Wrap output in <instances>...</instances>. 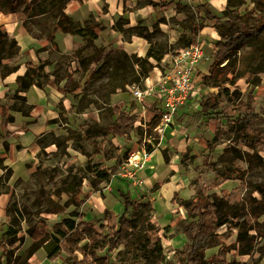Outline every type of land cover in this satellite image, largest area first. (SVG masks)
I'll list each match as a JSON object with an SVG mask.
<instances>
[{
	"label": "rangeland",
	"instance_id": "obj_1",
	"mask_svg": "<svg viewBox=\"0 0 264 264\" xmlns=\"http://www.w3.org/2000/svg\"><path fill=\"white\" fill-rule=\"evenodd\" d=\"M36 1L37 3L33 4L29 11L24 10L25 4H23L17 13L24 16L28 27L33 24L43 27V32L39 35L40 38H46L48 44L45 46L48 52L44 54L45 59L43 60L47 69L57 72L60 76H65L66 79H63L60 84H65L67 80L71 91L68 94H60L45 87L43 92L47 89L48 94L44 96L41 91L40 103L45 105L46 110L45 114H40L43 123H41L39 133L36 134L34 143L23 147L18 135L10 137V141L15 145L16 155L10 157L11 162L8 158L0 159V195L6 194L8 205L14 203L25 214L18 234L20 240L11 247L9 254L11 262L13 264L25 263L19 256L24 255L33 242L27 232L29 225L37 224L40 217L47 218L50 226L58 221L60 215L41 213L47 201L45 198L53 193L55 185H60L69 171L75 172L86 164L88 156L82 153L79 146L82 145L89 154H92L95 144L101 147L108 156L115 157L122 154L123 163L117 173L118 179L120 178L128 186L133 196L153 203L152 220L162 228L159 235L164 247L166 262L180 264L181 252L187 239L182 234L165 230L177 210L183 215L186 214L184 207L178 204V200L191 197L194 190L201 186H213V191L226 195L232 201L243 198L249 192L250 181H264V163L251 169L245 160L246 151L258 152L264 158V132L262 141L256 147L257 150L240 144L231 146V142L225 140L215 150L213 158L216 164L215 169H208L204 164L206 152L200 145L199 139L201 136L212 138L214 134L210 131L206 119H196L197 110L194 106L185 107L179 111L174 130L166 128L164 134L159 135L155 130L156 124L151 128L147 125L154 118L159 121L155 106L151 107L149 100L144 103L136 100L132 92V84L127 85L125 90L118 89L112 93L111 88L108 87V79L122 51L137 57L132 64L134 69L139 68L141 58H148L155 65L151 72L157 73L155 68L160 67V62L171 50L184 48L192 43L206 42V58L202 61L201 70L196 78L199 82L202 73L210 74V66L216 59V40L212 38V31L216 30L220 39L217 24L208 20L202 24L198 15L197 0H182L181 6L174 4L163 11L151 4V1L160 2L161 0H96V2L90 0L95 2L97 14L94 16L87 14L86 17L90 23L97 22L95 18L100 17V23L99 21L98 23L102 30L97 42L94 40L92 45L86 46V39L82 38H78L80 43L70 36L59 42L55 36L48 38L54 31L60 11L56 8L55 2L51 3L52 0ZM39 2L42 3L41 6ZM75 3L80 6L84 4V0H68L64 11L73 12L71 6ZM251 6L248 0L247 4L241 8V12H245ZM41 7H45L47 12L40 13ZM212 10L219 14L223 11L213 7ZM78 13V11L74 12L75 18L78 19L74 22L83 25L87 19H84L85 16L80 18ZM120 17H124L120 20L123 30H119L116 26ZM193 25L206 26L195 33ZM138 32H144L147 38L139 36ZM67 45L69 48L66 50ZM99 50L101 51L100 57L102 56L100 60L85 65L80 63L82 59L96 54ZM107 53L110 54L106 56ZM259 54L260 50L256 47H247L235 54L240 59L239 68L244 74V77L238 80L237 85L241 87L242 100L248 101L255 111L264 113V59H260ZM226 63L227 60H224L219 65L223 66ZM144 82H141V87H144ZM231 88L234 87L231 86ZM216 91H218L217 88H208V92ZM13 93H7L6 98L11 100L10 96ZM18 103L21 101L19 100ZM115 105L134 117L135 127L141 126L146 129L143 137L135 131L132 133L130 143L122 138L102 135L93 137L91 141L88 140L84 129L94 124L109 125L116 117L111 114L110 110ZM54 112L56 116L52 119H56V122L47 124L49 120L44 116H52ZM45 120L46 124H44ZM38 126L34 128L38 129L40 127ZM252 127L263 130L264 119L252 121ZM69 136L72 139L65 141V138ZM155 139H158V144L155 143ZM147 143L153 146V151L167 152L170 158L169 164L173 165L174 171L168 174L163 172L159 180L150 186H144V177L139 181L136 179V184H133L131 180L130 182L124 180L123 174L127 170L130 171L131 163L140 159L141 152H147ZM227 145H230L231 149L225 153L224 148ZM184 152L188 153V157L197 153L198 157L192 159L189 165L184 166L181 164V154ZM98 159L100 155L94 156V160ZM113 161L114 158L108 163ZM159 166L164 167V161ZM101 189L103 195L99 191L94 192L81 208L87 219L92 218L94 214H101L105 208L119 213L123 207L119 197L112 192L110 185L103 184ZM90 190L92 187L84 181V195ZM253 194L259 196L256 192ZM66 197L64 194L63 199ZM73 208L71 206L68 212ZM9 224L10 216L7 211H4L0 215V234L7 229ZM234 240L235 236L231 241ZM217 250V247L211 248L207 250V254L210 255ZM117 251H111L113 257ZM66 257L67 254L62 252L55 258H46L43 251L38 250L29 259L28 264H67ZM229 259L233 260L234 257L230 255ZM7 260L0 246V264H6ZM236 260L245 261L248 264H264V253L256 249L252 254L236 257Z\"/></svg>",
	"mask_w": 264,
	"mask_h": 264
},
{
	"label": "trees",
	"instance_id": "obj_2",
	"mask_svg": "<svg viewBox=\"0 0 264 264\" xmlns=\"http://www.w3.org/2000/svg\"><path fill=\"white\" fill-rule=\"evenodd\" d=\"M67 1L52 0L51 3L55 2L60 13L57 15L54 31L48 38H54L55 33L62 32L82 36L86 39V46L92 45L99 37L102 27L98 22L90 23L88 19L83 25L76 24L64 11ZM247 1L227 0L225 9L219 14L212 10V5L208 1L197 0L198 15L202 24L206 20L214 21L220 34V39L215 41L216 59L210 66V74L202 73L199 78L203 89L199 101L200 108L196 111V119H206L210 131L214 134L212 138L201 136L199 139L200 145L206 152L204 164L211 170L216 167L213 161L215 150L225 140L231 142V146L240 144L256 149L263 138L264 129L253 128L252 121L264 119V113L255 111L248 101L242 100L243 93L241 87L237 85L244 74L239 68L240 59L235 55L236 53L247 47H256L260 50L259 58L264 59V0H250L252 6L242 13L241 8L247 4ZM36 3V0L30 2L0 0V15L17 13L23 4H25L24 10L29 11ZM38 4L42 5L41 2ZM151 4L163 11L174 4L181 6V0L151 1ZM71 8L76 9L77 6L73 4ZM46 12L47 9L41 7L40 13ZM123 18L120 17L116 22L119 30H123L120 22ZM201 26L193 25L194 32L198 33ZM138 35L147 38L144 32H138ZM42 50H45V45L38 52ZM100 53L99 50L96 54L82 59L80 63L85 65L98 61L102 58ZM19 54L18 40L10 36L6 28L0 25V78L4 79L19 70L20 64L3 62L7 58H16ZM109 54L107 53L106 56ZM135 58L137 59L136 56H130L125 51L119 53L108 79V87L111 88L112 93L118 89L125 90L129 84H141L154 69V63L148 58H141L139 68L134 69L132 64ZM224 60H227V63L223 66L219 65ZM45 65L41 58L37 61L29 60L26 64V72L17 77L18 87L13 98L20 100L21 103H15L12 108L25 116H29L32 109L38 108V105L28 104L22 93L33 85L40 89L44 85L54 86L50 75L59 79L55 71L46 73ZM208 88H217L218 91L208 92L206 91ZM59 89L65 93L69 88L66 84ZM10 108L0 104L2 115L0 139L11 134V131L5 129V126L15 120L14 115L9 112ZM110 110L116 117L109 125L94 124L84 129L88 140L91 141L93 137L102 135L122 138L130 143L133 132L137 131L141 137L146 133L145 128L135 127L134 117L118 105L111 107ZM55 122L56 119L49 120L50 124ZM157 122L158 120L154 118L147 124L148 128ZM71 139L72 137L69 136L65 141ZM155 143H159L158 139H155ZM230 145L225 146V153L230 151ZM146 146V151H153L151 144L147 143ZM79 147L82 153L88 156L87 162L77 171H69L60 185H55L53 193L46 196L47 201L41 213L60 215V218L52 226L44 217H40L37 224L29 225L27 232L33 242L25 254L19 256L23 258L24 264H28L32 255L40 249H43L50 259L62 252L66 253L67 264H171L166 262L159 235L162 228L152 220L153 203L134 197L128 186L117 177L123 163L122 154L115 157L108 156L95 144L92 154H89L82 145ZM5 148L7 152L11 149L7 142ZM96 155H100V159L94 160ZM163 155L168 164L170 158L167 152L163 151ZM181 156V164L184 166L198 157L197 153L188 157L187 152L182 153ZM4 158L5 155H1L0 159ZM113 158L114 161L108 163ZM245 160L251 169L264 163V158L258 152L246 151ZM84 181L92 187L86 195L83 193ZM103 184L112 187V192L119 197L123 207L119 213L106 208L101 214H94L92 218L87 219L81 208L94 192L99 191L103 195L101 189ZM249 184V192L236 201L213 191V186H201L195 189L191 197L178 200V204L184 207L186 214L183 215L177 210L165 230L182 234L187 239L181 252L180 264L184 262L186 264H248L236 260V257L252 254L256 249L264 253V181H250ZM255 192L259 196L254 195ZM64 194L67 196L65 199H63ZM71 206L74 208L68 212ZM7 212L10 216V224L0 234V246L3 255L8 259L6 264H13L9 254L11 247L20 240L18 234L25 214L14 203L7 206ZM234 236L235 240L231 241ZM214 247L218 250L208 255L207 250ZM113 250H118L115 257L111 254ZM230 255L234 257L233 260L229 259Z\"/></svg>",
	"mask_w": 264,
	"mask_h": 264
},
{
	"label": "crops",
	"instance_id": "obj_3",
	"mask_svg": "<svg viewBox=\"0 0 264 264\" xmlns=\"http://www.w3.org/2000/svg\"><path fill=\"white\" fill-rule=\"evenodd\" d=\"M94 1L96 2V0H94ZM94 1L84 0V4H81L80 6H78L77 3H75L77 8L76 9L71 8V10H73V12H71V13L66 12V13L69 16H71L73 21H75V22H77L78 19L75 18L74 12H77V11L79 12L78 14L80 15V18H82V16L83 17L85 16L84 19L85 18L87 19V17H86L87 14H91L93 16L95 14H97L96 7L94 5V3H95ZM206 1H208L212 5V7L214 9H217V10H224L226 7V4H227V0H206ZM23 17L24 16L22 14H19V13H12V14H6V15L1 14L0 15V25H3L6 28V30L10 34V36H12L18 40V43L20 46V54L16 58H7L3 61L4 64H12V63L20 64L19 70L10 74L9 76H7L4 79L0 78V104L11 107L9 112L11 114H13L15 117L14 122H11L7 126H5V129L11 131V134L8 135L7 137L0 139V157H1V155H5L4 159L8 158L9 162L12 161L10 159V157L11 156L15 157V155H16L15 145H13V143L10 141L9 138L10 137L13 138L15 135H18L19 140L21 142V145L23 147H25L26 145H30L31 143H34L36 134H38L40 129H41V123H43V119L40 116V114H45L44 111L46 110L45 105L40 103L41 99H42L41 91L43 92V89L45 87H49L50 89L53 90V92L55 91V92L60 93V94L61 93L62 94H68L71 91L70 89H68L67 92L63 93L59 89V88L64 87L66 84H67V88H69L67 80H66L65 84H63V85L60 84V82L63 79H66L65 76H60L58 74L59 79L57 80V79H55L54 75H50V79L52 81H54V86L44 85L43 88L40 89V88L33 85L26 92L22 93V95L26 97L28 104H31L34 106L38 105V108L34 107L32 109L31 114L29 116H25L21 112L16 111L12 108L15 103H18L17 102L18 100H15L13 98V95L10 96L11 100H8V98H6V96H7V93L16 91V89L18 87L17 77L26 72L27 61H29V60L37 61L39 58L45 59L44 54H46L48 52V48L47 49L45 48V50L38 52V50L43 45L46 46V44H47L46 43L47 39L46 38L45 39L40 38L41 36L39 35L43 32V27H41L39 24H33L30 27H28V25L25 24V20ZM95 19H96V21L98 20L100 23V17L97 16ZM208 21H210V20H208ZM56 22H57V20H56ZM205 26L206 25L201 26L200 30L202 27L204 28ZM100 33H101V31H100ZM212 34H213L212 38L214 40L219 39V36H218L216 30H213ZM54 36L58 42L61 39H67L68 36L73 38V40H75L77 43L81 42L80 41L81 38L84 39L82 36H79V35L64 34L62 32L61 33L60 32L55 33ZM27 38H29V39L27 40V43L24 44L25 40ZM78 38H80V39H78ZM97 40H98V38L95 39V42H97ZM67 48H69L68 45L66 47V50H67ZM44 71L46 73H52L53 72V71H50V69H47L46 65H45ZM151 73L149 74L150 78L148 79L149 84H153L156 81V79L158 78V74H156L154 71ZM145 85H146V82H144V87H145ZM46 90L47 89H45V91L43 92L44 96H46L48 94L47 93L48 91H46ZM148 100L153 105L157 104L154 97H150ZM185 107H190V106L186 105V106L182 107L181 109H183ZM1 116L2 115L0 114V132H2ZM35 116H37V117H35ZM54 116H56L55 112L53 113L52 116L46 117V115H45L44 118L51 120L52 118H54ZM46 120L44 121V124H46ZM47 124H49V122H47ZM36 125H39L40 127L38 126L39 128L35 129L34 127H36ZM30 133H32V134H30ZM5 142H7L11 147L10 151H8V152L6 151V148H5ZM147 154H148V156L145 155V152L144 153L141 152L140 159H136L135 162L131 163V165H130L131 167H129V169L131 172L135 173V176L132 179H129L128 177H124L123 178L124 180H127L129 182L131 180V181H133V184H136L137 183L136 179H138V181H139L141 178L144 177V180H143V182L145 184L144 186H150V184L159 180V178L163 172L168 174V173H171L172 170L174 171L173 165H170L169 163L167 164L165 162L163 152H161V151L148 152L147 151ZM140 161L144 162V166H140L139 164L138 165L136 164ZM162 161H164V167L159 166ZM145 164L147 165L146 167H145ZM174 175H176V174H174ZM194 192H195V190H194ZM134 197H136V196H134ZM7 206H8L7 196H6V194H1L0 195V215L2 213H4V211H7ZM40 250H42L44 253V256L46 258H48L45 251L43 249H40Z\"/></svg>",
	"mask_w": 264,
	"mask_h": 264
},
{
	"label": "built area",
	"instance_id": "obj_4",
	"mask_svg": "<svg viewBox=\"0 0 264 264\" xmlns=\"http://www.w3.org/2000/svg\"><path fill=\"white\" fill-rule=\"evenodd\" d=\"M205 45L204 42H197L171 50L160 62V67L155 68L158 78L153 84L148 83L150 75L145 78V87H141L140 83L132 84L136 100L141 103L146 102L148 97H154L156 100L157 104H151V107L155 106V112L159 117L155 125L159 135H163L166 128L174 130L182 107L189 105L194 106L196 110L200 108L203 86L196 78L201 70V63L206 58ZM145 155L148 156L147 152ZM136 164L144 166L143 161ZM123 176L132 179L135 173L127 170Z\"/></svg>",
	"mask_w": 264,
	"mask_h": 264
},
{
	"label": "bare ground",
	"instance_id": "obj_5",
	"mask_svg": "<svg viewBox=\"0 0 264 264\" xmlns=\"http://www.w3.org/2000/svg\"><path fill=\"white\" fill-rule=\"evenodd\" d=\"M139 155V154H138ZM139 157V156H138Z\"/></svg>",
	"mask_w": 264,
	"mask_h": 264
}]
</instances>
